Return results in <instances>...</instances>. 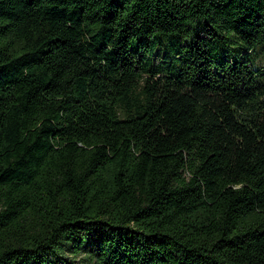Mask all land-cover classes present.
<instances>
[{"label":"trees","instance_id":"16d2710c","mask_svg":"<svg viewBox=\"0 0 264 264\" xmlns=\"http://www.w3.org/2000/svg\"><path fill=\"white\" fill-rule=\"evenodd\" d=\"M258 49L264 0H0V264H264Z\"/></svg>","mask_w":264,"mask_h":264},{"label":"rangeland","instance_id":"374dc122","mask_svg":"<svg viewBox=\"0 0 264 264\" xmlns=\"http://www.w3.org/2000/svg\"><path fill=\"white\" fill-rule=\"evenodd\" d=\"M160 61V56L155 58L156 63ZM249 61L253 68L264 66V49H258L252 56H250Z\"/></svg>","mask_w":264,"mask_h":264}]
</instances>
